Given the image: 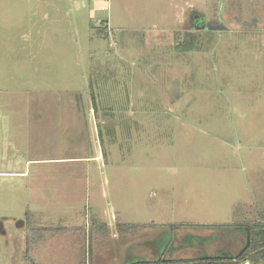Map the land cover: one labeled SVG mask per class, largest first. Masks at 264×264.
Masks as SVG:
<instances>
[{"label": "rangeland", "instance_id": "obj_1", "mask_svg": "<svg viewBox=\"0 0 264 264\" xmlns=\"http://www.w3.org/2000/svg\"><path fill=\"white\" fill-rule=\"evenodd\" d=\"M13 93L61 113L43 159H92L42 186L35 220L66 231L24 246L0 193V264L234 260L245 235L225 226L264 205V0H0V100Z\"/></svg>", "mask_w": 264, "mask_h": 264}, {"label": "crops", "instance_id": "obj_2", "mask_svg": "<svg viewBox=\"0 0 264 264\" xmlns=\"http://www.w3.org/2000/svg\"><path fill=\"white\" fill-rule=\"evenodd\" d=\"M29 102L26 95L19 93H13L7 100H0V193L5 198L9 195L18 206L19 213H22L26 218V223L24 222L26 231L24 230L23 235L24 246L25 239L31 238V241L34 242L36 237L40 236L41 231L47 233L46 230L50 228L54 230L57 227H67L35 220L42 205L40 197L43 193L44 182L63 181L62 175L58 176V170L52 165L77 162V160L88 162L92 159L89 156L68 155L43 159L41 157L42 141L49 143V147L46 146V149H49L50 154L57 152V133H59V119L62 116L61 113L53 110V107L48 103L44 108L36 104V107L33 108ZM35 102L40 103L41 100L37 99ZM49 102H52V99H49ZM76 111L80 118L74 122L79 124L82 138L84 135L82 132L84 127L83 114L78 109ZM42 135L45 136L42 137ZM97 158H100L99 154H97ZM48 161L51 163L50 172L46 174L43 173L41 166ZM57 192L55 190V194ZM62 196L66 197L65 195ZM21 224L19 226H22ZM41 224L45 225L40 226ZM71 226L76 228L79 225ZM38 227L40 228L38 229ZM49 237L51 236L49 235ZM24 256L26 255L24 254Z\"/></svg>", "mask_w": 264, "mask_h": 264}, {"label": "trees", "instance_id": "obj_3", "mask_svg": "<svg viewBox=\"0 0 264 264\" xmlns=\"http://www.w3.org/2000/svg\"><path fill=\"white\" fill-rule=\"evenodd\" d=\"M194 44H195V39L193 37L189 43L187 44L183 43L180 45L178 44L176 48L177 49L181 48L183 50H192L194 48ZM246 213L247 214L242 222L236 221L234 223H230L225 226V228H228L229 230H232V231L234 230V232H238V231L240 232L243 230L244 235H245L244 245L236 253L234 260H228V259L226 260V258L219 256L217 258H214L215 259L214 262H216L215 264H238L239 261H249L252 264H257L261 261L264 262V205L256 207L253 210L248 211ZM103 226L105 229V225ZM116 227H117L118 232H123V231L128 232L130 230V232L127 233L128 236H132L136 232L134 231L135 230L134 228H136V226L131 225V224L117 223ZM58 228L59 227L55 228L54 230L56 231V229ZM60 228L61 229H59V231L67 230L66 229L67 227H60ZM76 228H72V229H76ZM94 228L97 229L98 226ZM141 228L142 227L138 226V228L136 229L138 231L137 233L138 235L140 234V232H142V230H140ZM96 231H94V233H96ZM107 236L108 235H106V238ZM95 240H97L96 237H95ZM94 242H95V245L92 239L91 246H92L93 251H96L99 245L96 241ZM90 253H91V250H90ZM194 260L195 259H192V260L172 259V260L164 261V263L162 264H202L201 259H198L200 260L198 262H195ZM202 260H205V258H202ZM160 262L161 260H159V263L156 261L153 262L151 260H144L141 262L137 261V262L125 263V264H161Z\"/></svg>", "mask_w": 264, "mask_h": 264}, {"label": "water", "instance_id": "obj_4", "mask_svg": "<svg viewBox=\"0 0 264 264\" xmlns=\"http://www.w3.org/2000/svg\"><path fill=\"white\" fill-rule=\"evenodd\" d=\"M195 22H194V28H208V29H222L224 28L223 25L218 24V25H211L210 23H206L203 18L195 15ZM245 264H249L246 262Z\"/></svg>", "mask_w": 264, "mask_h": 264}, {"label": "flooded vegetation", "instance_id": "obj_5", "mask_svg": "<svg viewBox=\"0 0 264 264\" xmlns=\"http://www.w3.org/2000/svg\"><path fill=\"white\" fill-rule=\"evenodd\" d=\"M194 22H195V18L193 19V25H194ZM222 254V255H221ZM227 253L226 254H224V253H220V254H218L217 256L216 255H211V256H200V257H198V259H201L202 260V258H205V260L206 261H211V260H213L214 258H217V257H219V256H221V257H223V258H226V260L229 258V256L227 255ZM236 255V254H235ZM235 255H233L232 256V259H234V257H235ZM159 260H161V264L162 263H164V261H167V260H172V258H157V259H154V260H151V261H153V262H158L159 263ZM139 262H141V261H139ZM195 262H198V261H196V259H195ZM125 264V263H124Z\"/></svg>", "mask_w": 264, "mask_h": 264}]
</instances>
